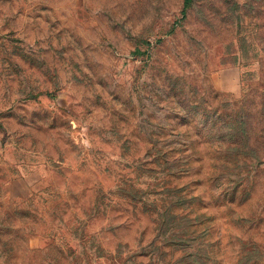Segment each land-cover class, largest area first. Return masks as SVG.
Returning <instances> with one entry per match:
<instances>
[{"label": "rangeland", "instance_id": "374dc122", "mask_svg": "<svg viewBox=\"0 0 264 264\" xmlns=\"http://www.w3.org/2000/svg\"><path fill=\"white\" fill-rule=\"evenodd\" d=\"M263 108L264 0H0L11 264H264Z\"/></svg>", "mask_w": 264, "mask_h": 264}, {"label": "trees", "instance_id": "16d2710c", "mask_svg": "<svg viewBox=\"0 0 264 264\" xmlns=\"http://www.w3.org/2000/svg\"><path fill=\"white\" fill-rule=\"evenodd\" d=\"M190 1L191 0H185V7L188 6ZM263 115H264V108H263ZM242 127H244V122H242ZM188 196H193V195H191V193H187L186 197ZM179 197L183 199L182 202L179 199L178 200L161 199V201L163 202L161 206H159L156 201L151 202V204L148 203V201H143L144 204H142L141 206L143 210L141 212L147 214L148 212L151 211L154 215H156L159 218V220H161L162 223L165 224L169 223L168 226L171 227L175 226V224L173 223L177 222L178 220L185 221V218L188 217V216L185 217V215H187L185 214V206H184L185 196L181 197L179 195ZM128 200L131 202V204L139 206L138 197H136L135 195L132 194L128 195ZM191 205L192 203L188 204V209L192 207ZM152 206H154V209L150 210L149 208H151ZM190 213H194L192 208L190 210ZM11 217L12 214L10 212H6L3 216V220L0 222V254L4 256V264H11L13 258V256L11 255V252L13 251V243L16 242L17 238L20 235V228L19 227L12 228V224L9 223ZM201 225H204V223L203 222L196 223L193 220L189 225L187 226L184 225L183 229L179 230V232L178 230H174L173 235L171 234L170 238L171 239L174 238V240L178 238V240L180 241L183 240L186 241L187 239L195 240L196 236L200 234L202 235V237L206 238L209 234V228ZM185 227L188 228L185 229ZM206 241L207 243L210 242V240H206ZM204 246L205 248H208L209 245H204ZM209 252H213V251L212 250L205 251L206 255L202 260L203 264H215L214 255L210 257L207 255ZM195 264L197 263L195 262Z\"/></svg>", "mask_w": 264, "mask_h": 264}]
</instances>
